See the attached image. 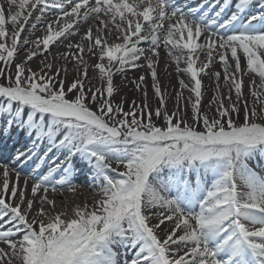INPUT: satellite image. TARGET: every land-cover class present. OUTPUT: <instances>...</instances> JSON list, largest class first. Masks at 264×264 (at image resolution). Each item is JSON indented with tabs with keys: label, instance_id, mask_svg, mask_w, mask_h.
Returning a JSON list of instances; mask_svg holds the SVG:
<instances>
[{
	"label": "snow or ice",
	"instance_id": "6c2138e0",
	"mask_svg": "<svg viewBox=\"0 0 264 264\" xmlns=\"http://www.w3.org/2000/svg\"><path fill=\"white\" fill-rule=\"evenodd\" d=\"M6 3L0 138L24 144L0 159V264H264V0ZM162 59L190 77L173 109ZM141 68L158 103L141 74L126 109L115 76ZM81 179L92 201L60 210L49 193Z\"/></svg>",
	"mask_w": 264,
	"mask_h": 264
},
{
	"label": "bare ground",
	"instance_id": "6f19581e",
	"mask_svg": "<svg viewBox=\"0 0 264 264\" xmlns=\"http://www.w3.org/2000/svg\"><path fill=\"white\" fill-rule=\"evenodd\" d=\"M0 3H4L5 7H7L6 0H0ZM52 17L49 16V19ZM32 23H35V21H32ZM43 29L38 25L37 29L33 32V29L31 27V24L26 25L25 32L22 33V38L25 36H30L31 39H35L37 36L42 35ZM79 36L73 37V40H78ZM67 41H65V44ZM51 51L53 54L64 51L63 45H56L51 48ZM20 56H23V52H21ZM43 59V57H37L34 58L31 62V66L33 69H36L40 65V60ZM199 65V61L197 62ZM181 67H185L183 61H181L180 64ZM69 70H71L72 65H68ZM217 70L222 71V65H220L218 62L211 67V72H215ZM207 71V70H206ZM141 74H144L146 77V80L148 82V97L153 106H155L158 103V98L154 97L153 89L151 88V76L150 73H148L146 68H141L139 70H132L129 69L126 72V79H122L120 75L115 76V83L120 87V91L118 93H114L113 99L116 102H120L122 99L125 100V108L127 109L128 105L132 100H136L137 103L142 102V94L141 92L137 91L131 82L136 77L140 76ZM89 75H93V73L90 71ZM158 76L162 88V92L165 93L166 96V105L169 109H173L176 104V94L179 92L183 93V97H188L190 95V77L185 75L183 72L177 73L176 72V63L175 61H165L161 60L160 64L158 66ZM183 79L186 85H189V88H181L179 81ZM258 82V77H257ZM95 86L99 87L101 85V82L99 79H96L93 81ZM249 83V79L245 78V85ZM221 84V90L224 94H227V89L223 87V79L220 81ZM143 87V85H142ZM245 91L247 92V87H245ZM202 92L204 93L202 104L207 107L209 100L215 93V81L213 76L211 75H204L202 74ZM170 94V95H169ZM233 99H235V96L233 95ZM183 102V101H181ZM13 133L15 134V130H13ZM24 144V138L21 136L19 137V142H15L14 139H3L0 138V150L1 148L8 147V152L0 151V159H5L9 157V151L15 152L16 149H22ZM257 171H261L259 168H257ZM262 175H264V172H261ZM81 185L77 193L73 194L69 192L66 188L61 189L56 193H49V198H55L57 205L60 206V210H63L65 207L71 208L75 204L83 203V202H91L95 193L94 188H90L87 185L84 184L83 179L78 181ZM118 253L123 252L126 253L127 259L130 261L134 254V249H116ZM124 256H120V260H124Z\"/></svg>",
	"mask_w": 264,
	"mask_h": 264
}]
</instances>
